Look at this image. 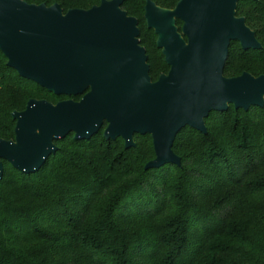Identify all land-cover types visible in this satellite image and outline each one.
I'll return each mask as SVG.
<instances>
[{
	"label": "trees",
	"instance_id": "obj_1",
	"mask_svg": "<svg viewBox=\"0 0 264 264\" xmlns=\"http://www.w3.org/2000/svg\"><path fill=\"white\" fill-rule=\"evenodd\" d=\"M58 3L64 12L101 0ZM172 9L178 0H152ZM145 0H123L135 17L149 76L167 71L156 34L145 25ZM261 47L231 41L226 77L264 74V0L237 3ZM180 31L182 22L177 19ZM0 51V138H14L13 111L29 99L57 97L7 65ZM61 96V95H59ZM64 96V95H62ZM78 99V97H74ZM206 133L183 127L172 144L181 165L144 169L155 154L149 134L123 139L68 133L57 151L26 174L3 161L0 264H264V105H229L205 118Z\"/></svg>",
	"mask_w": 264,
	"mask_h": 264
},
{
	"label": "water",
	"instance_id": "obj_2",
	"mask_svg": "<svg viewBox=\"0 0 264 264\" xmlns=\"http://www.w3.org/2000/svg\"><path fill=\"white\" fill-rule=\"evenodd\" d=\"M240 1L178 0L168 9L145 0L146 25L169 66L152 81L137 19L121 8L123 0L66 12L58 3L0 0V51L7 65L53 94L81 95L55 104L29 99L11 113L14 138H0V178L3 161L33 173L57 151L56 140L68 133L88 139L104 124V138L120 137L125 148L134 146L136 134L151 136L155 157L144 169L180 166L172 144L183 127L206 133L212 111L263 106L264 74H223L231 41L243 49L261 47L236 15Z\"/></svg>",
	"mask_w": 264,
	"mask_h": 264
},
{
	"label": "rangeland",
	"instance_id": "obj_3",
	"mask_svg": "<svg viewBox=\"0 0 264 264\" xmlns=\"http://www.w3.org/2000/svg\"><path fill=\"white\" fill-rule=\"evenodd\" d=\"M240 17H242V16H240ZM145 25H146V21H145ZM147 26V25H146ZM150 29V28H149ZM153 30V29H152ZM156 38H157V36H156ZM156 42V41H155ZM168 71H162V70H158L157 71V75H156V77H155V79L157 80L158 78H159V76L160 75H162V74H166ZM154 79V80H155ZM56 95V94H55ZM57 97H54V101L53 102H51V103H57V102H59V101H63V100H69V99H71V98H69V97H67V96H59V95H56ZM206 131H207V129H206ZM102 134H103V130H102ZM150 138H151V136H150ZM133 142H134V146H136L137 145V142H139V140L137 139V138H135V137H133ZM151 143H152V138H151ZM123 144H124V141H123ZM133 146V147H134ZM152 148H153V145H152ZM154 151V150H153ZM155 157V156H154ZM151 160V159H150ZM149 161V160H148ZM147 161V162H148ZM146 164V163H145Z\"/></svg>",
	"mask_w": 264,
	"mask_h": 264
},
{
	"label": "flooded vegetation",
	"instance_id": "obj_4",
	"mask_svg": "<svg viewBox=\"0 0 264 264\" xmlns=\"http://www.w3.org/2000/svg\"><path fill=\"white\" fill-rule=\"evenodd\" d=\"M157 46V45H156ZM160 51H161V49H160ZM162 53V52H161ZM163 55V54H162ZM163 59H164V56H163ZM164 62H165V60H164ZM166 63V62H165ZM167 65V64H166ZM168 66V65H167ZM168 70H169V66H168ZM167 70V71H168ZM151 78V77H150ZM152 80V79H151ZM152 81H156V79L155 80H152ZM65 96H67V97H69V98H71L72 100H74V101H78L80 98H81V95H76V96H72V95H65ZM74 97H78V99H74ZM106 125V124H105ZM104 129V128H103Z\"/></svg>",
	"mask_w": 264,
	"mask_h": 264
}]
</instances>
